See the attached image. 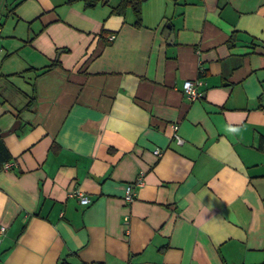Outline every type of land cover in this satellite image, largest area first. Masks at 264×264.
I'll return each mask as SVG.
<instances>
[{"label":"crops","instance_id":"crops-1","mask_svg":"<svg viewBox=\"0 0 264 264\" xmlns=\"http://www.w3.org/2000/svg\"><path fill=\"white\" fill-rule=\"evenodd\" d=\"M85 1L0 0V264H264V0Z\"/></svg>","mask_w":264,"mask_h":264},{"label":"built area","instance_id":"built-area-1","mask_svg":"<svg viewBox=\"0 0 264 264\" xmlns=\"http://www.w3.org/2000/svg\"><path fill=\"white\" fill-rule=\"evenodd\" d=\"M197 83L198 81H193L190 79H186L183 81V85H182V92L184 93V95L186 96V98H188L189 100H193L196 99L200 96V92H198L197 90ZM173 127L175 128L176 126L173 125ZM177 140L180 141L179 137L176 136ZM154 152L156 154H160V150L159 149H155ZM3 167L6 168L8 167L7 163L3 164ZM142 181L141 175L138 176V179L136 180V182L134 184H139ZM134 184H130L126 187L125 190V194H124V199L126 201H132L133 199V195H134ZM71 195H76L80 201V203L82 204H87L89 202V199L87 198V196H85L83 194V192H81L80 190H75L74 192L70 193ZM5 230V226L1 225L0 226V241H1V237L4 233Z\"/></svg>","mask_w":264,"mask_h":264},{"label":"trees","instance_id":"trees-1","mask_svg":"<svg viewBox=\"0 0 264 264\" xmlns=\"http://www.w3.org/2000/svg\"><path fill=\"white\" fill-rule=\"evenodd\" d=\"M98 1H100L101 3L106 2V0H86L85 4L89 6H93ZM140 2L141 0H119V3L114 7H112L111 12L123 13L124 9L130 7L135 16L134 24L140 25L141 22ZM10 159H11V155L2 141L1 131H0V168H2L3 164L8 162ZM59 264H66V263L64 260H62Z\"/></svg>","mask_w":264,"mask_h":264},{"label":"water","instance_id":"water-1","mask_svg":"<svg viewBox=\"0 0 264 264\" xmlns=\"http://www.w3.org/2000/svg\"><path fill=\"white\" fill-rule=\"evenodd\" d=\"M16 123H18V120H17V122H16ZM12 128H16V124H15V125H13V126H12Z\"/></svg>","mask_w":264,"mask_h":264}]
</instances>
